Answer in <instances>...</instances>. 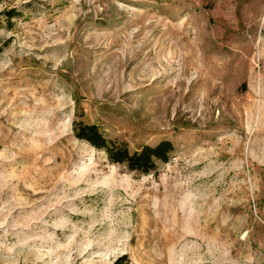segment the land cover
<instances>
[{
	"label": "rangeland",
	"instance_id": "obj_1",
	"mask_svg": "<svg viewBox=\"0 0 264 264\" xmlns=\"http://www.w3.org/2000/svg\"><path fill=\"white\" fill-rule=\"evenodd\" d=\"M114 263L264 264V0H0V264Z\"/></svg>",
	"mask_w": 264,
	"mask_h": 264
},
{
	"label": "trees",
	"instance_id": "obj_2",
	"mask_svg": "<svg viewBox=\"0 0 264 264\" xmlns=\"http://www.w3.org/2000/svg\"><path fill=\"white\" fill-rule=\"evenodd\" d=\"M73 130L77 139L103 151L110 163L122 165L127 170L142 175L153 172L158 164L167 163L174 151L173 145L167 140L130 151L125 144L106 139L93 124L79 122L74 125Z\"/></svg>",
	"mask_w": 264,
	"mask_h": 264
}]
</instances>
